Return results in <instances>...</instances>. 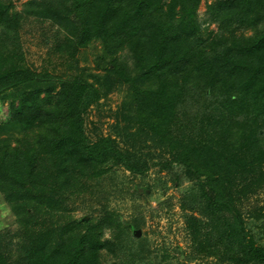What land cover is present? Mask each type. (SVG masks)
Instances as JSON below:
<instances>
[{
	"label": "trees",
	"instance_id": "16d2710c",
	"mask_svg": "<svg viewBox=\"0 0 264 264\" xmlns=\"http://www.w3.org/2000/svg\"><path fill=\"white\" fill-rule=\"evenodd\" d=\"M200 1L62 0L54 6L32 0L20 13L0 0V99L8 98L0 120V196L28 237L24 264H132V247L152 253L146 239L132 237L142 225L138 216L123 222L103 210L99 220L61 223L58 210L74 170L109 160L133 176L147 168L131 166L110 140L87 143L82 113L101 95L83 71L59 74L56 67L64 65L58 63L36 72L9 48L29 18L57 25L55 51L68 64L78 48L100 43L110 67L106 82L117 78L131 91V136L149 138L159 171L195 181L180 194L192 242L202 246L200 222L190 212L198 208L244 249V264H264V248L247 241L240 211L242 198L264 192V0L208 6L215 33L201 27ZM36 217L39 233L30 226ZM107 231L112 238L103 240ZM0 264H10L1 253Z\"/></svg>",
	"mask_w": 264,
	"mask_h": 264
},
{
	"label": "rangeland",
	"instance_id": "374dc122",
	"mask_svg": "<svg viewBox=\"0 0 264 264\" xmlns=\"http://www.w3.org/2000/svg\"><path fill=\"white\" fill-rule=\"evenodd\" d=\"M1 1L8 5L10 11L21 13L28 10L26 3L32 0ZM47 1L54 6L61 5L62 2ZM225 1H200L198 12L202 29L215 33L216 26L210 21L207 7ZM39 21L34 18L24 20L17 29L18 39H15L14 43L7 41V44L10 43L9 48L18 50L24 60L23 64L36 72L52 70L53 65L58 63L64 65L56 67L59 74L66 72L69 76L83 71L81 76L93 83L101 95L97 102L82 113L87 143L101 139L110 140L113 147L127 156L131 166L147 168L145 175L133 176L121 165L109 160L95 168L86 164L78 173L74 170L71 173L73 179L70 181V188L64 193V201L58 210L59 215L63 217L61 223L75 222L82 225L92 219L99 220L105 216L103 210L113 212L123 222L130 221L134 216L142 218V225L137 229L140 231L139 237L133 236V232L132 237L146 239L152 253L147 250L140 252V249L132 247L135 253V258H131L132 264H244V249L240 245L231 244L227 235L218 229L219 222L214 216L204 214L198 208L190 212L200 222L198 239L202 241V246L192 242L184 219L187 212L182 211L180 207V194L184 189L194 186L195 181L185 174L177 173L176 177L172 171H159L158 167L153 166L156 161L153 155L157 149L148 144L149 138L142 135L138 140L137 137L131 136L136 130V125L133 126L130 121L133 117L131 91L117 78H109L106 82L104 70L110 67L108 58L101 57L100 43H94L93 48H78L75 57H72L68 64L55 51L60 42L55 40V35L59 32L57 25H52L49 20ZM243 32L246 36L251 34L250 31ZM120 62L130 64L127 58L120 59ZM8 94L14 93L10 91ZM7 104V97L0 99V120L6 116L4 107ZM16 137L20 138V135L17 134ZM96 169L106 172L102 176L92 177L91 174ZM177 181L181 182L178 186ZM45 184L49 185V182ZM49 186L54 191H59V185L51 183ZM8 206L4 197L0 196V253L4 258L7 257L10 264H24L22 250L28 237L25 230L15 221V216ZM240 211L247 241H250L253 247L264 248V218H258L259 211L264 213V192L260 191L256 195L252 192L242 198ZM35 219L36 224L31 223L30 226L37 233L42 232L39 225L41 219ZM108 237L112 238L107 231L102 238L105 240ZM162 253L167 255L166 258L162 259Z\"/></svg>",
	"mask_w": 264,
	"mask_h": 264
},
{
	"label": "water",
	"instance_id": "95a60500",
	"mask_svg": "<svg viewBox=\"0 0 264 264\" xmlns=\"http://www.w3.org/2000/svg\"><path fill=\"white\" fill-rule=\"evenodd\" d=\"M140 235V231L139 230H134L133 231V236H135L136 238H138Z\"/></svg>",
	"mask_w": 264,
	"mask_h": 264
}]
</instances>
